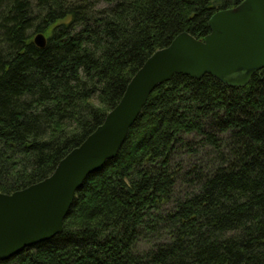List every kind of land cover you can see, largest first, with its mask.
Returning a JSON list of instances; mask_svg holds the SVG:
<instances>
[{"label":"trees","instance_id":"16d2710c","mask_svg":"<svg viewBox=\"0 0 264 264\" xmlns=\"http://www.w3.org/2000/svg\"><path fill=\"white\" fill-rule=\"evenodd\" d=\"M240 1L0 0V191L49 176L155 50ZM0 264H264V67L156 86L62 231Z\"/></svg>","mask_w":264,"mask_h":264},{"label":"water","instance_id":"95a60500","mask_svg":"<svg viewBox=\"0 0 264 264\" xmlns=\"http://www.w3.org/2000/svg\"><path fill=\"white\" fill-rule=\"evenodd\" d=\"M202 38L187 31L155 50L130 79L118 103L44 179L10 193L0 191V260L62 231L76 191L88 174L113 158L148 96L175 73L199 79L211 74L244 85L264 67V0H241L215 11ZM33 41L45 44L37 32Z\"/></svg>","mask_w":264,"mask_h":264}]
</instances>
